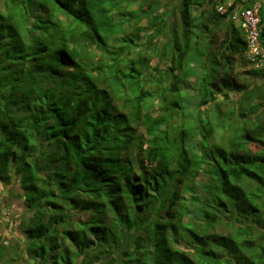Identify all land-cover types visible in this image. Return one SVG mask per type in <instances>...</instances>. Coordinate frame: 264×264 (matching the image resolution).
<instances>
[{
  "label": "trees",
  "instance_id": "1",
  "mask_svg": "<svg viewBox=\"0 0 264 264\" xmlns=\"http://www.w3.org/2000/svg\"><path fill=\"white\" fill-rule=\"evenodd\" d=\"M220 2L178 0L168 28L164 13L155 14L160 0H144L138 12L115 0H4L0 182L16 179L31 212L22 228L31 264H264L261 189H248L264 188V120L234 128L226 146L207 143L209 121L200 125L205 141L194 145L190 127L171 133L173 111H185L175 72L188 75L200 49L209 64L202 104L234 91L247 100L241 119L263 113L264 101L251 102L256 93L234 75L235 56L246 64L247 43ZM144 19L155 32L143 37ZM200 32L208 40L198 48ZM140 38L145 52L135 49ZM164 58L174 79L153 93L144 75ZM247 73L264 77V66ZM125 89L127 109L118 104ZM150 97L166 98L172 113L144 109ZM238 218L243 226L232 227ZM222 224L231 230L218 231ZM6 252L0 233V264Z\"/></svg>",
  "mask_w": 264,
  "mask_h": 264
},
{
  "label": "rangeland",
  "instance_id": "2",
  "mask_svg": "<svg viewBox=\"0 0 264 264\" xmlns=\"http://www.w3.org/2000/svg\"><path fill=\"white\" fill-rule=\"evenodd\" d=\"M117 1V4H119V7L121 9H128L135 12H138L141 8V2L144 0H115ZM4 0H0V9L2 11L6 10V6L3 5ZM201 8L199 7L193 9V14H198L199 10ZM264 9V5H263ZM164 13V15L168 18V24L167 27L169 28L171 26L172 21L176 20L178 16V0H160V6L155 14ZM35 14L42 15L41 12L36 11ZM264 27V23L262 24ZM139 26H144L146 28L145 31L140 32V35H144L150 31L155 32V29L151 22H147V19L142 20L140 22ZM166 27V28H167ZM127 30H133L135 28V25H127ZM150 29V30H149ZM164 38L163 42H165L169 36L166 34V31L164 30ZM161 36H155L152 39V43H158L161 48L163 47V42H158L157 40ZM143 39V38H142ZM221 39V34L218 35L216 39L212 40L211 43V49L213 52H216V46L218 45L219 40ZM208 37H206L204 32H200L198 37H194L192 41V46L201 48L205 46V43L207 42ZM140 45L136 46L135 49H142V51H146V45L148 44L146 41H144V46L141 47V38L140 40H137ZM196 48H193L191 51V54L194 53ZM199 56L194 58L195 60L191 64V72L188 75L182 76V71H177L175 74L181 76L179 81L180 86V95L183 96L184 101L182 102V105L184 107V114H180L181 110L179 112L173 111L168 109V102L167 99H161L159 97L153 98L150 97L146 101L145 108L149 112H151L153 115H165L168 111L172 113L171 115V126L175 128V130H171L172 135H176L177 129L190 127V133H189V143L191 144H197V142L205 141L200 134V125L204 124L206 122H211L214 125V132L213 134L206 139L207 143H217L223 146L227 145L228 138L231 136L233 129L241 126L243 123L246 122V124L249 127L254 126V122L258 120H264V107L260 109V111H263L262 115L257 118V116L254 113L248 114V116L244 115L242 116V119L240 117V109L246 108L247 100L244 98V94L240 92H219L214 93L212 95V98L207 101L206 103L201 102L202 97V91H201V79L204 76L205 73L209 71V64L207 61V54L202 51V49L199 50ZM96 59V58H95ZM234 61V75H236L238 81L248 84L249 87L247 88L252 89L256 96L250 99L251 102L254 103H261L263 102L264 97V77L258 76L254 77L253 75L247 73L248 70L254 68L251 64L243 63V58L241 56H235ZM245 59V57H244ZM158 60V57H154L152 63H156ZM166 59L159 60L158 63V69L155 70L154 68H150L149 72L144 75L143 80V87L149 91H152L155 93V91H160V87H170L173 82L174 74L171 73L167 67H166ZM163 81V82H161ZM209 90L211 88L209 87ZM247 93V92H246ZM166 96H169V93L166 92ZM129 98V94L126 93V89L124 90L123 94H121L120 99H118L119 105H127L128 102L126 101ZM240 101V103H239ZM242 101V104H241ZM127 106H125L127 109ZM257 120V121H258ZM256 121V122H257ZM167 122V121H166ZM164 122L162 124V128L166 127L167 124ZM220 126H219V125ZM140 134V132H138ZM6 185V186H5ZM16 187L17 191L14 195V204L11 206V208L7 207L6 200H0V231L2 232L3 238L7 241V252L5 254L4 260L5 263L3 264H31V260L27 258L26 251H25V245H26V238L24 236V233L22 231L23 228V221H26L31 212L26 207L22 196H20L21 189L19 188V183L17 180H13V182L8 184H3L0 182V193L7 187ZM261 189V191H258L259 196L256 197V199L259 200L260 204L264 207V188L261 187V185L257 182H252L250 187L248 189L256 190ZM257 191V190H256ZM263 191V192H262ZM13 194V193H12ZM1 199V198H0ZM12 204V203H11ZM15 210V211H14ZM228 220H230L229 216L227 217ZM232 219V218H231ZM184 221H186V217H184ZM235 223L232 225V227L235 226H243L242 221L240 218L238 220L234 221ZM229 223V221H228ZM228 225H220L217 230L218 231H230L232 228ZM117 253L111 254V256L104 255V259L106 261H110L111 259L116 257Z\"/></svg>",
  "mask_w": 264,
  "mask_h": 264
},
{
  "label": "built area",
  "instance_id": "3",
  "mask_svg": "<svg viewBox=\"0 0 264 264\" xmlns=\"http://www.w3.org/2000/svg\"><path fill=\"white\" fill-rule=\"evenodd\" d=\"M261 7L260 0H221L216 6L220 13L228 14L242 31L247 43L244 57L254 68L264 66V45L260 40L259 32Z\"/></svg>",
  "mask_w": 264,
  "mask_h": 264
},
{
  "label": "crops",
  "instance_id": "4",
  "mask_svg": "<svg viewBox=\"0 0 264 264\" xmlns=\"http://www.w3.org/2000/svg\"><path fill=\"white\" fill-rule=\"evenodd\" d=\"M261 1V3H262V1H264V0H260ZM6 186V185H5ZM15 191H17V188L15 187L14 188V186L13 187H7V189L5 188L1 193H0V200H6V203H7V207L8 208H11V206L14 204V195L16 194V192ZM13 193V194H12ZM16 201V200H15ZM12 203V204H11ZM11 205V206H10ZM15 211V210H14ZM3 232V231H2ZM1 231H0V233H2ZM7 242V241H6Z\"/></svg>",
  "mask_w": 264,
  "mask_h": 264
}]
</instances>
